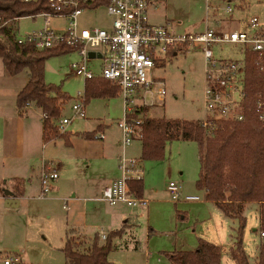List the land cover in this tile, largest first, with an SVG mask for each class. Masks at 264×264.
<instances>
[{
    "label": "rangeland",
    "instance_id": "rangeland-1",
    "mask_svg": "<svg viewBox=\"0 0 264 264\" xmlns=\"http://www.w3.org/2000/svg\"><path fill=\"white\" fill-rule=\"evenodd\" d=\"M153 1V4H150V17L155 20L154 23L163 24L172 33L195 35L203 32L207 26L216 29H242L252 17L257 18L264 30V0ZM228 4L233 8L235 20L230 21L225 18L228 16L225 10ZM105 19L107 17L103 7H99L96 12L86 9L78 17V29L102 26ZM215 19L221 21L217 22ZM44 22L45 18L42 15H37L36 18L22 17L18 22L17 35L23 36L26 32L31 33L35 29L42 28ZM66 26L64 18L51 17L52 29L61 32ZM202 47L203 45L200 47L196 45L185 52H177L171 57H166L160 65L146 70L148 79L155 81L144 93V101L150 105L153 116L201 119L204 93ZM210 48L215 57L242 58L239 48L231 43H219ZM77 60H79L77 52L70 51L51 57L45 63V81L61 84L62 89L72 97L64 105L60 117H68L72 114L71 105L83 93L84 79L75 75L70 67V64ZM90 61V64L98 69L100 59L91 58ZM160 82L165 88L163 96L158 93ZM84 110L85 118L71 121L65 126V130L88 129L87 122L102 118L108 124V130L102 138L109 136L115 141L122 139L121 130L116 124L124 117L121 95L108 99L92 98L86 103ZM60 142L63 144L62 139ZM130 145L138 146V140H133ZM127 156L137 157L128 154ZM141 166L142 176L144 175L145 178L143 198L147 200V211L143 210L136 219L137 226L133 230L135 236L133 240L129 233L116 240L118 247L109 253V264H170L166 253L194 249L198 237L206 240L218 239L219 244L218 242L217 244L221 247V264H236L228 251L233 242L236 221L226 217L215 204L207 201L204 191L195 186L199 169L195 142L168 143L163 159L147 160L141 163ZM170 181H175L181 186L182 195H198L200 201L172 200L167 191ZM7 184L9 186L8 182ZM28 194L29 192H26L23 198ZM48 197L50 194L44 200L30 202L23 200L21 205L15 208L5 207L0 201V264H4V259L14 252L21 255L19 264H69L65 261L62 252L65 230L68 229L66 210L62 208V202L53 203ZM120 206L135 212L132 207ZM242 215L246 219L243 249L249 263L254 264L260 242L257 204L244 203ZM94 223L101 222L94 221ZM88 229L103 232L100 225ZM228 232L231 233V238ZM119 244L130 246L124 247ZM134 244L137 247H134Z\"/></svg>",
    "mask_w": 264,
    "mask_h": 264
},
{
    "label": "trees",
    "instance_id": "trees-1",
    "mask_svg": "<svg viewBox=\"0 0 264 264\" xmlns=\"http://www.w3.org/2000/svg\"><path fill=\"white\" fill-rule=\"evenodd\" d=\"M106 0H87L82 8L104 5ZM53 12L48 0H0V59L9 75L27 72V81L16 96L19 109L29 104L38 107L45 115L43 128L45 139L63 137L56 119L62 115L64 105L72 97L61 84L45 81V62L54 56L71 50L63 43L53 47L37 48L31 41H18L17 20L36 16L41 12ZM257 56L245 53V110L242 120L216 118L213 128L202 125L200 119L147 116L149 106L134 103L128 116L141 118L140 160H161L166 144L172 141H191L197 147L199 169L195 186L203 190L205 198L214 202L224 215L236 221L234 238L228 251L236 264H250L243 249V232L246 223L242 215L243 205L255 202L259 210L260 242L257 260L264 264V119L255 112V86L263 85V74L258 70ZM119 87L101 77L86 79L81 98L84 104L92 98H111L119 95ZM80 97V96H78ZM136 98V97H135ZM85 138H94L95 132H83ZM127 186L137 197H143V178H130ZM21 193V192H20ZM126 226L109 230L101 238L97 233L80 250V240L73 230L66 232L62 248L69 264H109V253L118 247ZM261 233L263 235H261ZM170 264H221L220 246L202 237L191 250H177L165 254Z\"/></svg>",
    "mask_w": 264,
    "mask_h": 264
},
{
    "label": "built area",
    "instance_id": "built-area-1",
    "mask_svg": "<svg viewBox=\"0 0 264 264\" xmlns=\"http://www.w3.org/2000/svg\"><path fill=\"white\" fill-rule=\"evenodd\" d=\"M31 1V0H24ZM87 0H48L53 12H41L45 18L44 26L24 36L18 41H31L37 48L53 47L63 43L67 48L79 55V60L72 62L70 67L75 75L83 79L96 76L108 80L119 87L125 105L124 117L117 125L121 130V144L128 146L133 139L141 138V118L127 115L138 90L147 89L155 83L148 79L146 70L160 65L166 57L177 52H185L198 45L204 55V93L203 126L213 128V120L224 118L242 120L245 110V53L253 52L257 56L256 65L264 77V30L256 17L250 18L243 29H214L208 26L199 34L187 35L170 32L164 25L150 22L148 9L150 0H106L104 7L111 19V28L99 26L78 29V17L85 9L80 7ZM207 2V0H206ZM209 8V5L206 6ZM226 13L232 7H226ZM60 16L66 20L64 31L49 27L47 18ZM219 43H231L239 48L241 59L219 58L213 55L210 48ZM89 52L94 56L89 57ZM91 58H99L101 63L98 72L89 65ZM158 93L163 96L165 88L162 82ZM255 112L264 119V83L255 86ZM70 116L59 117L56 126L59 133L65 132V126L73 120L85 117L84 102L81 96L71 105ZM45 117V115H43ZM99 132L96 138H102ZM121 177L105 185L102 200L114 204L124 202L129 206L147 205V200L137 197L127 186L130 178H141V160L122 155L119 159ZM58 178V168L54 161L43 160L40 168V197L51 191L52 183ZM171 199L179 201H197L198 195H182L181 186L170 181L167 185ZM261 235H263L261 233ZM18 262V258L4 259L5 264Z\"/></svg>",
    "mask_w": 264,
    "mask_h": 264
},
{
    "label": "crops",
    "instance_id": "crops-1",
    "mask_svg": "<svg viewBox=\"0 0 264 264\" xmlns=\"http://www.w3.org/2000/svg\"><path fill=\"white\" fill-rule=\"evenodd\" d=\"M153 2V0H150L151 5ZM150 4L148 9L150 22L157 24L150 17ZM227 6H230V4ZM99 7H103L105 11L104 5L95 8H85L84 10L87 9L96 12ZM105 15L107 19L99 27L110 29L111 19L106 11ZM36 16H32L31 18H36ZM51 17L47 19L49 27ZM225 18L230 21L235 20L233 17V8L232 12ZM19 20H17V26ZM215 20L217 22L221 21V19ZM212 28L216 29V27ZM28 33L26 32L24 35ZM90 62L89 65L94 68L95 72H98V69L91 65ZM26 81V71L9 75L0 59V201L5 207L15 208L19 207L23 200L29 202L33 200H44L48 195L45 197L39 196L41 190L39 182L40 168L43 160L51 159L58 168V178L52 183L51 191L49 192L50 197L48 199L52 200L53 203L62 202V208L66 210V224H68V229L65 230V238L66 232L73 230L72 234L78 236L80 240H83V243L79 247L80 250H83L88 246V243H86L88 242L87 240L94 234L97 233L103 238L109 230L126 226L124 234L129 233V236L133 240L135 238L133 230L137 226L136 219L143 210L147 211V205L129 206L124 202H117L121 204H108V202L102 200L101 195L105 185L121 177L119 159L122 155H135L140 160L141 140L138 138L133 139L138 140L139 143L138 146L133 147L132 145L123 146L120 138L115 141L109 138V136H105L104 138L96 140L95 138H85L81 135L83 132H95L96 134L102 132L104 134L108 130V124L102 118L89 119L90 121L88 120L89 122L86 125L88 129H67L63 137H52L46 140L43 128V115L40 109L33 104H29L23 109H19L17 106L16 96L24 87ZM145 91L146 89L136 92L133 104L143 103L148 105L147 116L156 117L151 114L150 105L144 101ZM123 109L125 111L124 102ZM61 139L63 144L60 142ZM141 161V163L146 162ZM141 177L144 181V175ZM6 192H9V195H6ZM26 192H29V194L23 198ZM8 196L17 199V204L14 206L6 205L5 201ZM210 202L214 204V202ZM120 205L132 207L135 209V212H130ZM94 221L101 223H94ZM99 225L101 229L103 228L102 233H99L97 229L95 231H89L88 229L91 226L96 227ZM228 235L231 238V233L228 232ZM210 240L213 243L217 244L218 242L219 244L218 239ZM119 245L124 247L130 246L127 244ZM134 247H137V245ZM9 257L18 258V262L9 264L21 263V255L17 254V252L11 253ZM65 261L68 262L66 259Z\"/></svg>",
    "mask_w": 264,
    "mask_h": 264
},
{
    "label": "water",
    "instance_id": "water-1",
    "mask_svg": "<svg viewBox=\"0 0 264 264\" xmlns=\"http://www.w3.org/2000/svg\"><path fill=\"white\" fill-rule=\"evenodd\" d=\"M93 56H94V53L93 52H89V57H93ZM5 194L9 195V192H6ZM17 201H18L17 199H13V198L8 196V198L5 201V204L14 206V205L17 204Z\"/></svg>",
    "mask_w": 264,
    "mask_h": 264
}]
</instances>
